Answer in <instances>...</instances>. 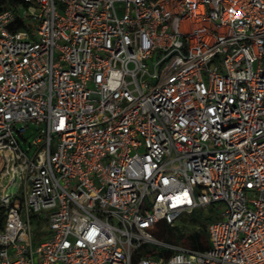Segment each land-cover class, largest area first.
I'll return each instance as SVG.
<instances>
[{
    "label": "built area",
    "instance_id": "1",
    "mask_svg": "<svg viewBox=\"0 0 264 264\" xmlns=\"http://www.w3.org/2000/svg\"><path fill=\"white\" fill-rule=\"evenodd\" d=\"M23 2L0 6L23 190L0 189V264H264V0ZM208 206L207 247L137 255Z\"/></svg>",
    "mask_w": 264,
    "mask_h": 264
},
{
    "label": "rangeland",
    "instance_id": "2",
    "mask_svg": "<svg viewBox=\"0 0 264 264\" xmlns=\"http://www.w3.org/2000/svg\"><path fill=\"white\" fill-rule=\"evenodd\" d=\"M29 127L34 126L31 124ZM26 135H28V139H31L34 136V133H30V130L28 129L26 131ZM13 178L14 176L12 178H6L1 183L0 189L5 194L16 192L21 194L23 192L21 186L17 185L16 182H11V179ZM192 215L195 219L196 217H202L204 215L216 217L217 210L212 206H208L206 209H194ZM179 221L182 226L187 229V231L185 230L187 233H173V231H171L172 227L176 225L179 226L178 223L173 225H161L160 223H157L153 228V233L155 234L159 244L149 243L148 248H158L161 244L170 247L198 248L206 243V239L208 240L207 230L201 231L195 222L186 220L185 216ZM32 229L34 233V240L37 241L44 233V228H42V225L36 218H32Z\"/></svg>",
    "mask_w": 264,
    "mask_h": 264
},
{
    "label": "trees",
    "instance_id": "3",
    "mask_svg": "<svg viewBox=\"0 0 264 264\" xmlns=\"http://www.w3.org/2000/svg\"><path fill=\"white\" fill-rule=\"evenodd\" d=\"M20 3H24L23 0H0V6H2V7H11V6H15V5L20 4ZM192 213H193V211L190 212V213H188V214L182 215L179 218V220L182 219L185 216L186 220H190V221L195 222L198 225V228L201 231H206L207 230L206 229L207 224L211 220H213V219L216 218L215 216L204 215L202 217H196V219H195V218H193ZM179 220L177 222L179 224V226L176 225V226L172 227L171 228V231H173V233H182V234H185V232L187 231V229L182 226V224L180 223ZM158 223H160L161 225L162 224L169 225V224H167L164 221H160ZM207 246H208V240L206 239V243L204 245H202V246H200L198 248H195V249H203V248H205ZM173 251H174V249L169 248V247H165V246H162V245H159L158 248H154V247L148 248V244H142L139 247V249H138L137 255H139V256L154 255L156 257H159V256H168Z\"/></svg>",
    "mask_w": 264,
    "mask_h": 264
}]
</instances>
